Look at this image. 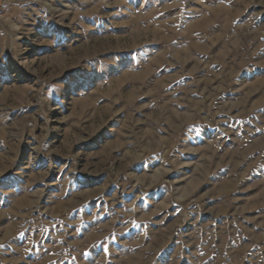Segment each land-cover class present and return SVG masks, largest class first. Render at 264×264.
I'll use <instances>...</instances> for the list:
<instances>
[{
  "label": "rangeland",
  "instance_id": "rangeland-1",
  "mask_svg": "<svg viewBox=\"0 0 264 264\" xmlns=\"http://www.w3.org/2000/svg\"><path fill=\"white\" fill-rule=\"evenodd\" d=\"M0 264H264V0H0Z\"/></svg>",
  "mask_w": 264,
  "mask_h": 264
},
{
  "label": "snow or ice",
  "instance_id": "snow-or-ice-1",
  "mask_svg": "<svg viewBox=\"0 0 264 264\" xmlns=\"http://www.w3.org/2000/svg\"><path fill=\"white\" fill-rule=\"evenodd\" d=\"M3 73H4V69L3 68H0V77L3 76Z\"/></svg>",
  "mask_w": 264,
  "mask_h": 264
}]
</instances>
